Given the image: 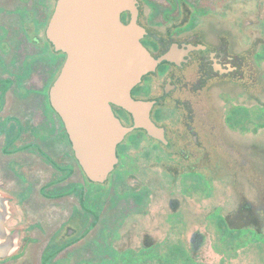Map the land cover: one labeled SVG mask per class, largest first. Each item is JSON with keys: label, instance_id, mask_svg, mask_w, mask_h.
<instances>
[{"label": "flooded vegetation", "instance_id": "obj_1", "mask_svg": "<svg viewBox=\"0 0 264 264\" xmlns=\"http://www.w3.org/2000/svg\"><path fill=\"white\" fill-rule=\"evenodd\" d=\"M57 1L0 0V197L10 246L0 264H132L137 256L164 264L165 255L194 249L195 231L187 244L181 238L191 214L174 192L181 175L204 165L214 138L194 96H211L220 83L261 89L264 0H135L140 42L164 59L131 96L154 101L149 116L162 135L126 133L103 181L87 175L51 103L68 58L47 36ZM132 16L124 10L120 20ZM111 109L133 126L129 112ZM184 186L194 192L191 180ZM165 191L173 192L167 200Z\"/></svg>", "mask_w": 264, "mask_h": 264}, {"label": "water", "instance_id": "obj_2", "mask_svg": "<svg viewBox=\"0 0 264 264\" xmlns=\"http://www.w3.org/2000/svg\"><path fill=\"white\" fill-rule=\"evenodd\" d=\"M135 0H58L47 36L68 58L50 91L51 103L64 119L87 175L103 181L117 161L116 145L126 133L143 128L160 137L149 116L153 100H136L131 89L153 71L155 59L140 42ZM131 10L125 25L120 13ZM111 103L132 115L121 124ZM6 207L0 197V256L10 248L4 228ZM5 242V244H4Z\"/></svg>", "mask_w": 264, "mask_h": 264}, {"label": "rangeland", "instance_id": "obj_3", "mask_svg": "<svg viewBox=\"0 0 264 264\" xmlns=\"http://www.w3.org/2000/svg\"><path fill=\"white\" fill-rule=\"evenodd\" d=\"M260 87L251 82L220 83L211 96H194L202 113L208 112L212 118L214 138L204 159L210 171L198 165L193 177L180 176L181 190L176 188L174 194L191 214L181 227V238L188 239L195 231L194 249L165 255L164 264H264V105H258L264 103V81ZM232 105L245 106L246 112L243 124L234 129L224 120ZM228 145L241 155H232ZM190 180L194 192L184 186ZM169 194L173 192L165 191V200ZM243 202L257 212L260 233L251 232L252 228L230 231L222 220L233 216ZM166 228L165 224L164 231ZM133 259L132 264H141L144 258Z\"/></svg>", "mask_w": 264, "mask_h": 264}, {"label": "trees", "instance_id": "obj_4", "mask_svg": "<svg viewBox=\"0 0 264 264\" xmlns=\"http://www.w3.org/2000/svg\"><path fill=\"white\" fill-rule=\"evenodd\" d=\"M244 109L245 107L241 106H234L231 108L225 117L226 122L231 127L243 124L244 119L246 118V112ZM222 220L227 224V228L230 231L252 228L251 232L254 231L260 233L258 228L261 226V221L258 220L257 212L248 202L240 204L233 216H224Z\"/></svg>", "mask_w": 264, "mask_h": 264}]
</instances>
